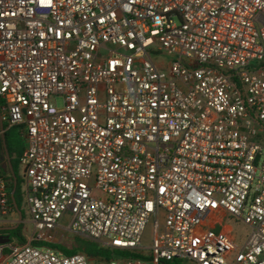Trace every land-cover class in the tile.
I'll return each instance as SVG.
<instances>
[{
  "label": "built area",
  "instance_id": "built-area-1",
  "mask_svg": "<svg viewBox=\"0 0 264 264\" xmlns=\"http://www.w3.org/2000/svg\"><path fill=\"white\" fill-rule=\"evenodd\" d=\"M0 101L34 225L1 264H92L34 244L67 213L141 255L105 264H264V0H0Z\"/></svg>",
  "mask_w": 264,
  "mask_h": 264
},
{
  "label": "trees",
  "instance_id": "trees-1",
  "mask_svg": "<svg viewBox=\"0 0 264 264\" xmlns=\"http://www.w3.org/2000/svg\"><path fill=\"white\" fill-rule=\"evenodd\" d=\"M0 106H1V101H0ZM17 140H19V138L16 137L12 133V131L10 130L6 131V142H7L8 150L11 156L13 168L18 178V185H17L16 192H15V201L20 210L21 208L20 191L22 190V186H23V177H22V174L21 176H19V158L24 151L26 143H23L22 141L20 145L16 146L15 144ZM23 140L25 141V139ZM5 154L6 153L4 149V143H3V139H2V135L0 131V170H2L4 174L8 175L7 181H8V188H9V193H10V200H11L12 205L14 206V203L11 197V192L14 189V181L11 176L9 166L4 158ZM23 219H25L24 215H23ZM23 228H24V223H21L15 229L1 230L0 234L8 239L7 243L13 242V240L16 239L19 241V243L24 244L27 242V239L23 235ZM34 244L39 245V246H48L54 249H58L69 255L76 254L78 252H85L88 255V258L91 260H94L97 258H105L106 260H111L110 258L114 255L113 253L119 252V251H112L104 247L102 248L98 245V243L91 241V240H83L82 242L78 240L77 241L78 246L71 248V249L65 247L62 244H52V243H44V242H35ZM119 253H121V255L124 257H141V255L135 254V253H129V252H126V253L119 252ZM160 264H189V263L181 259H174L172 261H161Z\"/></svg>",
  "mask_w": 264,
  "mask_h": 264
},
{
  "label": "rangeland",
  "instance_id": "rangeland-1",
  "mask_svg": "<svg viewBox=\"0 0 264 264\" xmlns=\"http://www.w3.org/2000/svg\"><path fill=\"white\" fill-rule=\"evenodd\" d=\"M154 59L157 60L159 63L168 64L171 61L175 60L176 57L175 56H170L167 53H163V54L159 53V54L154 56ZM57 102H58L59 106L62 105V100L60 98H57ZM4 126H5L6 131H8V130L12 131V133L16 137L19 138V140L16 141V144H15L16 146L20 145L22 143V141H23V143H25V141L23 140L24 138H23V136L21 134V128L20 127H14V128H11V129H7V122H4ZM19 176H21L20 164H19ZM20 194H21V208H20V211L23 213V215L27 219L26 221L28 222L29 221V213H28L27 204L25 202V195L23 193V186H22V190L20 191ZM14 218H17V215H14ZM70 221H71V215L69 213L65 214L63 216V218L60 220V222L58 224V229H57L58 236L59 237L60 236L64 237V239L61 242H59V243H61L62 245H65V246H67L69 248L72 247L74 242H76L78 240H80L81 242L83 241V240H81V238H79V236H74V237L70 236V235H72V233L68 230L69 225H70ZM227 222L233 226L234 233H235V235L238 238V243L242 244L245 241L246 236L249 233V228L245 224H243L241 222H237L236 220H233V219H230V218L227 219ZM7 225H10V224H7ZM152 225H153V222H150L148 227H147V229H146V231H145V233H144V236H143V243L147 247L150 246L151 243H152ZM26 226L28 228V231L31 232V230L33 228V225L26 223ZM7 240L8 239L6 237H4L3 235L0 234V244L6 243ZM16 241L19 242L18 240H16ZM96 243H98V242H96ZM98 245L100 247H102L100 243H98ZM82 253H84L86 256H88L85 252H82ZM113 254L114 255L110 259L119 260V259L122 258V255L119 252H116V253H113ZM103 259H105V258H103ZM103 259L102 260H100L99 258L94 259V260H92V264H105V261ZM188 263L189 264H193L191 262H188Z\"/></svg>",
  "mask_w": 264,
  "mask_h": 264
},
{
  "label": "water",
  "instance_id": "water-1",
  "mask_svg": "<svg viewBox=\"0 0 264 264\" xmlns=\"http://www.w3.org/2000/svg\"><path fill=\"white\" fill-rule=\"evenodd\" d=\"M0 131H1L2 139H3V143H4L5 153H6L5 154V159L7 161V164L9 166V170H10V173H11V176H12L13 181H14V189L11 192V197H12V200H13V203H14V206H15V209H16L18 215H19V222L15 226H13V227H2V228H0V231H1V230H11V229H15L24 220H23V214L19 210L18 205H17V203L15 201V192H16V188H17V185H18V178H17V175H16L15 170L13 168L12 161H11V156H10V153H9V150H8V146H7V142H6V129H5L4 122H3V119H2V116H1V112H0Z\"/></svg>",
  "mask_w": 264,
  "mask_h": 264
},
{
  "label": "crops",
  "instance_id": "crops-1",
  "mask_svg": "<svg viewBox=\"0 0 264 264\" xmlns=\"http://www.w3.org/2000/svg\"><path fill=\"white\" fill-rule=\"evenodd\" d=\"M15 215H17V218H14V215L13 216H11L10 217V219H8V220H5L4 221V223H1L0 224V228H2V227H13V226H15L18 222H19V215H18V213H17V211H16V214ZM24 221L22 222V223H24V228H23V235L26 237V236H28V235H31L32 233H33V230H34V225H33V223H32V221H31V217H30V215H29V221L27 222L26 220V218L25 219H23ZM26 223H28V224H32L33 225V228H32V230H31V232H29L28 231V228H27V226H26ZM7 224H10V225H7ZM69 230V229H68ZM71 232V231H70ZM72 233V235H70L71 237H74V236H79V238H81V240H91V241H94V240H92V239H90V238H87V237H85V236H83V235H81V234H75V233H73V232H71ZM27 239V238H26ZM64 239V237L63 236H58V233L56 232V242L55 243H52V244H61V243H59V242H61L62 240ZM8 241V240H7ZM13 241H16V239H14ZM95 242V241H94ZM65 246V245H64ZM78 245H77V241L76 242H74V244L72 245V247H70V249L71 248H74V247H77ZM65 247H67V246H65ZM67 248H69V247H67ZM79 253V252H78ZM100 260H102L103 258H99ZM104 261H106V259H103ZM1 264V263H0Z\"/></svg>",
  "mask_w": 264,
  "mask_h": 264
}]
</instances>
